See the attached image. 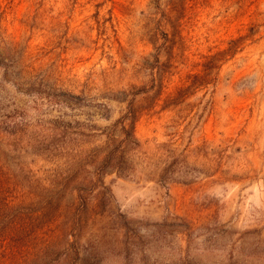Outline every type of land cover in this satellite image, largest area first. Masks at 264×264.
<instances>
[{
  "label": "rangeland",
  "instance_id": "obj_1",
  "mask_svg": "<svg viewBox=\"0 0 264 264\" xmlns=\"http://www.w3.org/2000/svg\"><path fill=\"white\" fill-rule=\"evenodd\" d=\"M185 6L0 0V158L15 203L41 200L27 174L83 182L35 251L0 264H264V0ZM231 48L216 85L165 107ZM131 102L142 151L166 144L162 162L100 173L90 155Z\"/></svg>",
  "mask_w": 264,
  "mask_h": 264
},
{
  "label": "trees",
  "instance_id": "obj_2",
  "mask_svg": "<svg viewBox=\"0 0 264 264\" xmlns=\"http://www.w3.org/2000/svg\"><path fill=\"white\" fill-rule=\"evenodd\" d=\"M183 1L186 9L185 4L190 0ZM233 53L234 50L231 48L208 56L203 63L202 72L190 75V84L180 87L174 95L169 96L165 101V107L179 104L190 94L207 87L210 83L216 85L226 56H232ZM162 91L163 79L160 82V89L152 97L153 103L160 100ZM140 114L139 109L131 102L121 117L101 131L105 137L104 144L90 155L91 163L97 164L100 173L129 168L134 157L140 155L146 160L158 157V161L162 162L166 144H158L156 152L151 156L142 151L143 144L136 135V124ZM55 128V134L59 136L56 141H59L67 130H64L66 128L62 125H56ZM60 147L61 145L55 144L54 150L59 151ZM159 175L162 178L166 176L164 172ZM26 178L32 183L29 193L41 198L37 203H15L17 199L14 195L15 187L11 185L5 163H2L0 158V261L6 255H11L14 259L16 255H30L35 251L41 230L60 216L61 200L64 195L71 189L79 190V185L83 183L78 181V176L66 177L62 173L56 174L55 178L50 180V186L43 184L34 174H27Z\"/></svg>",
  "mask_w": 264,
  "mask_h": 264
}]
</instances>
